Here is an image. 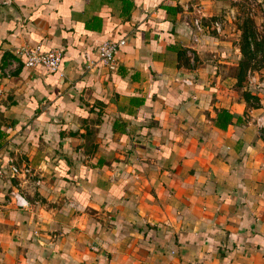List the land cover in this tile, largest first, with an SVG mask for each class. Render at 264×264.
<instances>
[{
	"label": "crops",
	"instance_id": "0c3cea01",
	"mask_svg": "<svg viewBox=\"0 0 264 264\" xmlns=\"http://www.w3.org/2000/svg\"><path fill=\"white\" fill-rule=\"evenodd\" d=\"M10 2L0 264H264V78L248 104L226 71L238 47L192 24L226 0ZM22 45L60 49L59 68L24 65Z\"/></svg>",
	"mask_w": 264,
	"mask_h": 264
},
{
	"label": "rangeland",
	"instance_id": "374dc122",
	"mask_svg": "<svg viewBox=\"0 0 264 264\" xmlns=\"http://www.w3.org/2000/svg\"><path fill=\"white\" fill-rule=\"evenodd\" d=\"M198 23L209 34H215L218 38L228 40L232 46L239 49L243 34H246L249 52L243 54L244 69L239 79L232 84L235 93L244 97L247 87L254 82L250 76L264 78V0H226L210 16H200L195 12ZM240 56L238 50L237 57ZM227 68L228 73H235L238 63ZM183 62L185 60L183 59ZM244 87H246L244 89ZM244 97L248 104H255L256 96L253 90L247 91Z\"/></svg>",
	"mask_w": 264,
	"mask_h": 264
},
{
	"label": "built area",
	"instance_id": "2783aa9c",
	"mask_svg": "<svg viewBox=\"0 0 264 264\" xmlns=\"http://www.w3.org/2000/svg\"><path fill=\"white\" fill-rule=\"evenodd\" d=\"M11 0H0L1 4L10 3ZM199 13V8L196 9ZM192 24L199 29L197 16L192 18ZM123 43V39H103L96 43L95 50L97 55V61L105 66L107 69L112 70L116 67L117 60L116 54L119 45ZM18 55L24 57V65L32 67L35 65H42L49 70H57L61 61V51L58 48H49L47 50H41L38 45H22L16 50ZM0 172L1 167H6L10 174H14L19 171L18 167L13 163L11 158L7 157L4 161L0 158ZM10 199L17 206L24 205L25 199L17 190L10 191Z\"/></svg>",
	"mask_w": 264,
	"mask_h": 264
},
{
	"label": "trees",
	"instance_id": "16d2710c",
	"mask_svg": "<svg viewBox=\"0 0 264 264\" xmlns=\"http://www.w3.org/2000/svg\"><path fill=\"white\" fill-rule=\"evenodd\" d=\"M239 52H240V56L237 57L238 58V63H237L238 65H237L236 71L234 73V76L236 77V79L240 78L242 71L244 69L242 56H243V54H247V52H249L246 34H243V36H242V42L240 43V46H239ZM243 94H244V97H246L248 92L246 91ZM221 112L224 115V117H226V119L230 117V113H228L224 109Z\"/></svg>",
	"mask_w": 264,
	"mask_h": 264
},
{
	"label": "water",
	"instance_id": "95a60500",
	"mask_svg": "<svg viewBox=\"0 0 264 264\" xmlns=\"http://www.w3.org/2000/svg\"><path fill=\"white\" fill-rule=\"evenodd\" d=\"M11 2L10 3H7V4H5V7H8V8H11Z\"/></svg>",
	"mask_w": 264,
	"mask_h": 264
}]
</instances>
